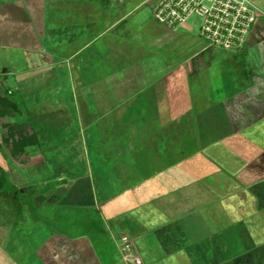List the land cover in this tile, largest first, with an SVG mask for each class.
<instances>
[{
	"label": "crops",
	"instance_id": "1",
	"mask_svg": "<svg viewBox=\"0 0 264 264\" xmlns=\"http://www.w3.org/2000/svg\"><path fill=\"white\" fill-rule=\"evenodd\" d=\"M152 6L0 0V98L12 112L0 155L23 178L52 171L46 203L109 220L133 264H264V15L243 49L224 51L189 34L193 21L187 33L158 24ZM7 122L32 128L16 158ZM14 187L0 194L31 190ZM45 244L31 264H101L87 236Z\"/></svg>",
	"mask_w": 264,
	"mask_h": 264
},
{
	"label": "rangeland",
	"instance_id": "2",
	"mask_svg": "<svg viewBox=\"0 0 264 264\" xmlns=\"http://www.w3.org/2000/svg\"><path fill=\"white\" fill-rule=\"evenodd\" d=\"M255 3L263 6L264 0H257ZM192 29L189 34L201 40L198 31ZM179 31L187 33L185 28ZM202 41L205 42L203 39ZM9 85L8 82L7 87ZM1 123L0 120V125ZM0 164H5L9 171L0 165V193L14 192L15 188L18 189L14 184L18 185L19 191L31 186V190L26 194H18L17 201L12 200L11 196L4 197L0 194V264H31V256L35 254L45 258V249L49 250L45 243L53 232H65L71 237H89L101 264H133L130 260L133 259V254L126 238L111 239L106 231L105 226L109 220L98 214L95 216L90 210L87 218L77 216V209L73 211L72 206L67 203H46L44 194L47 196L48 192L58 185L53 181L55 174L53 175L52 171L45 169L34 172L23 167V178V174L18 170L22 167L19 164L12 160L8 163L2 155ZM18 178L21 179L20 183H16ZM56 260L58 259L54 257L50 262L46 260L45 264H59ZM32 262L38 264L34 258Z\"/></svg>",
	"mask_w": 264,
	"mask_h": 264
},
{
	"label": "built area",
	"instance_id": "3",
	"mask_svg": "<svg viewBox=\"0 0 264 264\" xmlns=\"http://www.w3.org/2000/svg\"><path fill=\"white\" fill-rule=\"evenodd\" d=\"M256 0H153V19L177 29L195 25L207 46L239 51L249 42L253 26L264 13Z\"/></svg>",
	"mask_w": 264,
	"mask_h": 264
},
{
	"label": "trees",
	"instance_id": "4",
	"mask_svg": "<svg viewBox=\"0 0 264 264\" xmlns=\"http://www.w3.org/2000/svg\"><path fill=\"white\" fill-rule=\"evenodd\" d=\"M0 101V118H7L10 116V113H12L9 111L8 98L2 96ZM3 126L5 127L6 131L2 135V142L7 148H10L12 158L21 156L23 154L24 146L27 145L30 140L35 143L34 139H30L31 135L26 134L27 130L32 129L30 124L26 126L24 123L11 125L7 122L3 124Z\"/></svg>",
	"mask_w": 264,
	"mask_h": 264
}]
</instances>
